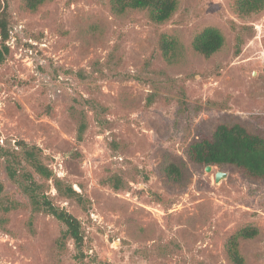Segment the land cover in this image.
<instances>
[{
	"label": "rangeland",
	"instance_id": "rangeland-1",
	"mask_svg": "<svg viewBox=\"0 0 264 264\" xmlns=\"http://www.w3.org/2000/svg\"><path fill=\"white\" fill-rule=\"evenodd\" d=\"M177 1L172 17L155 23L146 10L114 13L110 0H45L36 12L6 0L0 264H232L225 242L247 225L259 233L242 239L241 251L247 264H264V178L229 164L207 171L188 156L221 123L264 136V8L241 16L234 0ZM207 26L225 36L211 57L192 45ZM162 33L177 40L172 61L159 48ZM19 141L41 147L78 195L58 193L18 161ZM171 162L180 178L167 175ZM8 165L81 221L82 253L61 240L63 223L33 210ZM217 171L226 173L219 182Z\"/></svg>",
	"mask_w": 264,
	"mask_h": 264
},
{
	"label": "trees",
	"instance_id": "trees-1",
	"mask_svg": "<svg viewBox=\"0 0 264 264\" xmlns=\"http://www.w3.org/2000/svg\"><path fill=\"white\" fill-rule=\"evenodd\" d=\"M45 0H23V8L27 11L36 12L43 5ZM110 6L114 13L123 14L129 9L146 10L151 21L163 23L169 20L178 7L177 0H110ZM234 6L239 15L247 16L259 12L264 8V0H234ZM235 28V26H234ZM0 65L3 64L10 52L7 41L10 39V29L8 26V3L0 0ZM238 48L242 38L237 35ZM225 44L223 32L215 26H207L199 31L192 42L194 49L205 57H211L219 51ZM159 48L164 58L172 61L176 54L177 40L174 36L162 33L159 38ZM86 130V122L82 121L78 129V137L82 139ZM21 147L20 152H16L15 158L19 161L21 156L28 162L34 170L44 179L53 180L57 192L66 196L73 197L78 193L71 185H67L63 180L56 176L41 158V147L29 145L24 141L17 143ZM2 148V147H0ZM3 149V148H2ZM6 154H12L7 150ZM189 158L198 163L216 165H234L240 168L245 174L253 178H264V136L260 133L249 131L241 123L219 124L210 136H204L200 140L193 142L188 148ZM9 176L18 182L24 193L29 196L33 210L46 211L55 216L65 229L61 240L71 238L76 249L82 253L84 245V232L81 221L64 207L54 203V201L43 192L44 187L38 183L32 174L25 172L22 179L18 178L17 170L11 165L7 167ZM167 175L172 179L182 176V169L179 165L171 162L166 167ZM119 188V185H115ZM4 185L0 181V193ZM259 233V230L252 225L243 226L235 233L230 235L226 242V252L232 264H247L246 258L241 251L240 241L242 239H252ZM61 247L65 244L60 241Z\"/></svg>",
	"mask_w": 264,
	"mask_h": 264
},
{
	"label": "water",
	"instance_id": "water-1",
	"mask_svg": "<svg viewBox=\"0 0 264 264\" xmlns=\"http://www.w3.org/2000/svg\"><path fill=\"white\" fill-rule=\"evenodd\" d=\"M213 168V165L212 164H208L206 166V170L207 171H211ZM226 177V173L223 172V171H217L216 174H215V179H216V182H219L222 178Z\"/></svg>",
	"mask_w": 264,
	"mask_h": 264
}]
</instances>
